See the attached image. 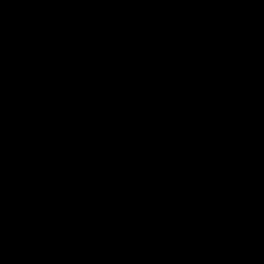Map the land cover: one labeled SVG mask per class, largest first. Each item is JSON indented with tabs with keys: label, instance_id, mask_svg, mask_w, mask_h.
<instances>
[{
	"label": "water",
	"instance_id": "water-1",
	"mask_svg": "<svg viewBox=\"0 0 264 264\" xmlns=\"http://www.w3.org/2000/svg\"><path fill=\"white\" fill-rule=\"evenodd\" d=\"M0 264H264V0H0Z\"/></svg>",
	"mask_w": 264,
	"mask_h": 264
}]
</instances>
